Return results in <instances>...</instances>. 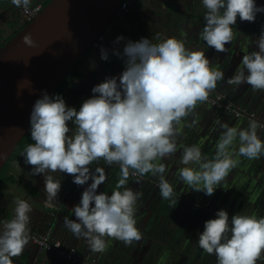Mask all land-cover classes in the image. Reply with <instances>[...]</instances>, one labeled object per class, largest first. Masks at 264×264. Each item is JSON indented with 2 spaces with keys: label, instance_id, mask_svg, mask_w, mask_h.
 Returning a JSON list of instances; mask_svg holds the SVG:
<instances>
[{
  "label": "clouds",
  "instance_id": "9594fccd",
  "mask_svg": "<svg viewBox=\"0 0 264 264\" xmlns=\"http://www.w3.org/2000/svg\"><path fill=\"white\" fill-rule=\"evenodd\" d=\"M11 3L27 8L30 0ZM202 5L206 12L200 37L219 53L228 51L225 45L234 39L232 26L237 17L255 22L257 14L264 12V6L258 7L255 0H202ZM23 39L32 46L30 34ZM123 40L125 37L118 36L114 43ZM253 43L258 51L243 55V68H238L226 83L237 88L246 83L253 91H264V30ZM114 54L123 59L124 70L119 77H108L95 85L93 95L83 101L79 110L67 106L61 95L49 96L46 91L35 101L30 114L33 143L21 153L24 163L32 166V175L44 174L46 207L54 206L52 202L61 190V181L50 173L70 174L77 185L92 180L79 204L71 209L76 219L65 216L63 222L74 237L86 239L94 253L106 250V237L126 247L142 240L134 218L142 193L125 187L130 175L158 176L161 197L170 202V207H176L178 199L163 175L165 166L154 161L176 154V126L195 110L198 102L208 100L218 81L225 80L222 71L210 68L203 51L188 49L175 37L160 43L144 37L136 42L127 40L123 52L116 50ZM101 59L108 60V51L103 47ZM220 126L224 131L213 159L204 157L197 145L183 146L180 154V163L185 167L178 170L179 179L207 196L214 194L240 162L230 151L237 140L235 155L250 160L264 156V141L257 135V129L264 125L253 120L246 129L226 123ZM101 159L109 166L120 167L117 190L111 195L97 194L107 179L104 169L98 167L93 172L89 167ZM31 212L26 200L16 199L13 218L0 226V264H14L13 258L23 254L29 243ZM215 215V219L205 221L197 242L203 252L215 256L216 264H257L264 260V217L237 213L230 218L224 209Z\"/></svg>",
  "mask_w": 264,
  "mask_h": 264
},
{
  "label": "crops",
  "instance_id": "0c3cea01",
  "mask_svg": "<svg viewBox=\"0 0 264 264\" xmlns=\"http://www.w3.org/2000/svg\"><path fill=\"white\" fill-rule=\"evenodd\" d=\"M45 1L30 0V4H41ZM185 2L186 0H130L126 16L113 19L109 37L113 42L118 36L125 37V40L118 43L119 45L126 43L127 40L139 41L142 37L150 39L153 43H160L169 37H175L182 40L186 48L203 51L210 60V68L222 71L225 76V80L218 81L216 89L210 94H221L225 103L242 112L237 118L233 110L217 107V118L226 122L229 127H236L237 129L248 128L249 123L253 120L264 122V91H253L246 83L238 88L226 83L227 79L231 78L238 68H243L241 64L243 55L248 54L249 51H258L253 41L264 28L261 31H253L252 29V31H248L243 28L248 27L249 24H261L264 27V15L259 17L257 14L255 22L241 21L237 17V23L232 26L234 39L230 44L225 45L228 49L227 52L219 53L214 48L208 47L200 37V32L205 23L203 17L206 12L202 0L200 2L193 1V4ZM262 5L264 2L260 6ZM24 21L25 18L19 8L13 5L11 0H0V43L16 33ZM123 70L124 65H120L110 56H108V60H102L101 50L91 47L78 62L74 71L75 74L68 84V90L64 97L67 106L79 110L83 101L93 95L91 89L95 85L103 82L105 78L119 77ZM202 103L198 102L195 110L188 117L182 118L181 123L176 126L179 131L176 154L170 158L154 161V163L162 161L173 164L180 161L183 146H189V138L192 134L191 132L187 133L184 128L186 121H196L195 124H197L203 120L204 108ZM220 131V135H222L224 129ZM257 135L264 141L263 128L257 129ZM219 139L220 136L217 138V142ZM203 145L200 144L199 147L205 157L207 151ZM232 147L230 151L234 153L233 158L240 161L234 168L235 170L238 169V177L244 178V183L246 182L247 185H259L257 190L255 188L251 200L248 199L246 202L249 207L248 210H264V178L261 177L264 171V156L257 159L259 160L257 164L254 163V160L247 163L244 160L247 157L235 155L238 152L239 143L236 144V147ZM214 152L215 150L207 159H213ZM93 164L89 166L91 171L94 172L98 167L102 168L107 177L105 182L98 187L97 194L105 192L111 195L114 190H117L116 184L120 179V173L105 162H102L101 165L95 163L94 167ZM23 167H25L26 172L25 179H18V174H15L14 171L11 174L8 171L0 179V226H2V222L13 218L15 201L20 198L26 200L32 207L30 222L27 225L28 231L44 233L47 226L50 225L53 229L52 237L54 239H59L64 246L75 247L85 258L93 259L95 264H156L157 261L164 263L165 260L167 263L171 260L177 264H216L214 256L199 248L197 240L199 234L204 230V225H202V216L199 215V212L189 213L183 207L182 200H185L188 195L177 192L178 194L174 197L178 199L177 207L157 208V202L162 200L161 195L143 190L146 184L148 186L153 185L154 181L159 179L158 176L154 178L152 173H149L151 176L145 181L130 176L125 186L134 192L142 193L135 205L134 214L136 227L142 233V240L126 247L123 242L106 237V250L102 253H94L89 249L87 240L83 237L79 239L74 237L63 222L65 216L71 220L76 219L71 209L79 204L82 192L92 183V180L89 179L85 185H77L73 183V176L70 174L50 173L55 179L61 181V190L57 199L52 202L54 206L46 207V194L43 190L44 174L32 175L31 165L26 164ZM233 173L237 181V172ZM64 175L69 176L63 178ZM21 186L25 187L26 190H20L19 187ZM230 206V209L235 210L233 214H236L238 208L241 207L238 204L226 205L225 208L228 209ZM209 213L210 217L216 214L214 210ZM13 260L14 264H71L53 253L40 251L31 241H29L23 254L13 258ZM257 264H264V260L257 261Z\"/></svg>",
  "mask_w": 264,
  "mask_h": 264
},
{
  "label": "water",
  "instance_id": "95a60500",
  "mask_svg": "<svg viewBox=\"0 0 264 264\" xmlns=\"http://www.w3.org/2000/svg\"><path fill=\"white\" fill-rule=\"evenodd\" d=\"M121 2L49 0L0 46V171L29 129L35 101L45 91L53 96L104 28L112 24ZM29 34L32 46L24 43ZM224 123L217 118L219 131Z\"/></svg>",
  "mask_w": 264,
  "mask_h": 264
},
{
  "label": "flooded vegetation",
  "instance_id": "af4514ba",
  "mask_svg": "<svg viewBox=\"0 0 264 264\" xmlns=\"http://www.w3.org/2000/svg\"><path fill=\"white\" fill-rule=\"evenodd\" d=\"M179 1H185V0H179ZM193 1L200 2V0H186V2L192 3V4H193ZM263 2H264V0H255L256 5H258V6H260ZM41 5L43 6L44 3H41ZM262 6H264V5H262ZM258 15H259V17H262L264 15V12L258 13ZM259 19H261V18H259ZM246 28H248V27L246 26L243 29L244 30H248ZM248 31H252V30L250 29ZM78 62H77V64H78ZM77 64L75 66H77ZM120 65H122V64H120ZM69 74H68L67 78L63 81L64 83L59 88L56 89V91H55V93L53 95L59 94L63 98L65 97V92L68 90V84L70 83V80H71V78H73V75L75 73L72 74V75H69ZM64 100H65V98H64ZM65 102L67 104L66 100H65ZM221 102L225 103V101H223V100ZM202 105H203V108H204L203 109V113H204L203 114V117H204L203 120L201 122L197 123V124H194L193 127H188V128L185 127V129H186L187 133H189V132L192 133L190 138H189V144L188 145L189 146H191V145L199 146L200 144H204L205 145V150L207 151V155H205V157L206 158H210L211 157V153L214 150H215L214 154L216 153L217 138H219V133H221V131H219L218 127H217V107H220V106H213V105H210V104H208L206 102H203ZM211 108H214V109H211ZM228 110H231V109H228ZM236 117L238 118V116H236ZM186 123L187 124H192V121H190V122L186 121ZM69 125L71 127V122H69ZM197 136H199V137H197ZM25 137H26V140H25L26 146L29 143H33V141L31 140V135H30V127L27 130V132L25 133ZM198 138H199V140H198ZM200 138H202V139H200ZM198 142H199V145H198ZM232 146H233L232 148H234V144ZM22 152L23 151H20L19 156L13 160L15 162L21 160L19 167L16 166V167H13V168H8L7 171H3V172L0 171L1 172L0 173V179H2V176L7 174L8 171L10 172V174H11L12 171H14L15 174H18V179L23 180V179L26 178L25 167H23L26 164L24 163V157L21 156ZM244 160H245V162H247V163L249 162L250 163V159L244 158ZM102 162H104L103 159H101L98 162H94V163H96L98 165H101ZM258 162H259V160H257V159L254 160L255 164H257ZM160 163L164 164L165 162L161 161ZM111 166H112V168L115 171H118L120 173V167H119L118 164H113ZM164 166H165L166 171L164 172L163 175H164L165 179L172 185L175 195L178 194L177 192L186 193L188 195V197H186L185 200H182V205L185 208V210L188 211L189 213L193 212V211H197V212H199V215L202 216V220L207 221L206 218L205 219L203 218L204 217L203 214H207V215L210 216V213H209L210 211L214 210L215 212H217L218 210H221V209L225 210L226 209L225 208L226 205L228 206V205H238L239 204V206L243 205L244 207H241V208L239 207L238 210L236 211V214L238 213V214H241V215H250L247 212L249 210H248V206L246 204V201H248L247 199H245L246 195H235V193L233 192L234 188H236V187H237V190H241L242 187H243L242 184L246 183V182L244 183V178H239L238 177V171H237L238 169H236V170L232 169L230 171L229 175L225 178V180L221 182V183H224V185H223V187H224L223 191L224 192L223 193L221 192V184L218 185V187H217V199H214V198H211L212 196L206 198L205 196L202 195L203 192H197L195 190H192L187 184H185L184 182H182L179 179V173L178 172H177V174H175V173H173L174 172L173 170L172 171L170 170L171 167H169L168 163H165ZM233 172H237V178H238L237 181L235 180L236 176H235V174ZM149 176H150V174L148 173V174H145L142 177L141 176L140 177L131 176V177H134V178L141 179V180L145 181V179H148ZM152 176L154 178L156 177L154 175H152ZM261 177L264 178V171L262 172V176ZM158 183H159V179L154 181L153 185L148 186V184H146L145 187L143 188V190H145L146 192L149 191L150 193H154V194H159L160 195V191H159V188H158ZM246 186L249 187V184L248 185L246 184ZM19 188L22 191L26 190L25 187H23V186H21ZM229 188L231 190H229ZM250 198H252V197H250ZM243 201H244V203H243ZM156 206H157V208H162V207H166V206L170 207V202L168 200H165V199L162 198V200L157 202ZM177 206H178V203H177L176 207ZM230 210L232 212L235 211L233 209H230ZM226 211L228 212L229 217L231 218V216L233 214H230V212L228 210H226ZM215 218H216V215H214L212 217V219H215ZM205 221L204 222L202 221V225H204ZM263 254L264 253H262V255ZM212 256H214V255H212ZM214 260H216L215 256H214Z\"/></svg>",
  "mask_w": 264,
  "mask_h": 264
},
{
  "label": "built area",
  "instance_id": "2783aa9c",
  "mask_svg": "<svg viewBox=\"0 0 264 264\" xmlns=\"http://www.w3.org/2000/svg\"><path fill=\"white\" fill-rule=\"evenodd\" d=\"M129 2L130 0H122L119 8L115 13L114 18L115 17L124 18L126 16ZM41 8L42 5L40 3H35V4H29L27 8L20 7L19 10L23 15V17L25 18V21L28 22L33 16H35L40 11ZM109 33H110V26L105 27L102 33L93 42L92 47H95L99 50H101V47H103L108 51L109 56L114 58L118 63L124 65L123 59L117 57L114 54V51L119 50L122 53L125 43L120 45L114 43L110 39ZM221 101H222V95L219 93H213V94H209V98L205 102L213 106H220L226 109H231L234 111L236 116H239L242 113L241 111L236 110L230 104L222 103ZM258 123L260 125H264L263 121H258ZM135 177H140V176H135ZM52 230H53L52 226L48 225L44 233H36V232L28 231L29 241L34 243L40 251L53 253L71 264H95L93 259L85 258L83 255H81L80 252L77 251L75 247L64 246L59 239H54L52 237Z\"/></svg>",
  "mask_w": 264,
  "mask_h": 264
},
{
  "label": "rangeland",
  "instance_id": "374dc122",
  "mask_svg": "<svg viewBox=\"0 0 264 264\" xmlns=\"http://www.w3.org/2000/svg\"><path fill=\"white\" fill-rule=\"evenodd\" d=\"M262 28H264L263 26H261L260 24H249L248 25V28H246V29H248V30H250V29H252L253 31H261V29ZM19 154H20V149H18V150H14V153H12V156L10 157V159H8V161H6V164L4 165V167L2 168V172L3 171H7V169L8 168H13V167H16V166H18L19 167V165H20V161L21 160H19V161H17V162H15V161H13L15 158H17L18 156H19ZM12 161V162H11ZM169 164V167H171L170 168V170L172 171H174L173 173H175V174H177V172L179 173V169L180 168H182V167H185V165H182L181 163H180V161H177V162H175V163H173V164H171V163H168ZM188 166H191V165H188ZM1 173V172H0ZM5 173V172H4ZM151 176V175H150ZM223 185H224V183H221V192L223 193L224 191H223ZM262 186V185H261ZM259 187V185L257 186L256 184H250L249 185V187L248 186H246V184H244L243 185V187H242V189L241 190H237V187L236 188H234V190H233V192L235 193V195H246V197H245V199H249V200H251V198L250 197H253V195H254V193H255V188H256V190H257V188ZM229 190H231L230 188H229ZM203 196H205L206 198H208V197H210V196H207V195H205L204 194V192H203V194H202ZM222 195V194H221ZM211 198H214V199H217V189L215 190V192H214V194L212 195V197ZM247 202V201H246ZM243 203H244V201H243ZM241 207H244L243 205L241 206ZM240 207V208H241ZM230 208H231V206L229 207V209H225V210H228L229 212H230V214H233V212L230 210ZM249 208V207H248ZM250 215H255L256 217H264V210H259V211H255V210H250L249 209V211H247ZM246 212V213H247ZM233 215H235V214H233ZM203 218L205 219L206 218V220H209V219H212V217H210L209 215H207V214H203ZM203 222L205 221V220H202ZM173 262H175V261H171V260H169V262L167 263L166 262V260H165V262L163 263L162 261H157V263L156 264H172ZM175 264H177V262H175Z\"/></svg>",
  "mask_w": 264,
  "mask_h": 264
},
{
  "label": "trees",
  "instance_id": "16d2710c",
  "mask_svg": "<svg viewBox=\"0 0 264 264\" xmlns=\"http://www.w3.org/2000/svg\"><path fill=\"white\" fill-rule=\"evenodd\" d=\"M48 1H49V0H46V1L44 2V5H45ZM34 4H35V3H34ZM26 23H27V21H24L22 26H24ZM22 26H21V27H22ZM21 27H20V28H21ZM8 39H9V38H8ZM8 39H7V40H8ZM7 40H4L2 43H0V46L3 45ZM87 52H88V51H87ZM87 52H86V53H87ZM86 53H84L83 56H84ZM83 56H82V57H83ZM82 57H81V58H82ZM75 68H76V66L73 67V69L70 71V74H69V75L74 74V70H75ZM63 83H64V82H62L57 88H59ZM25 140H26V137H25V135H24L23 138L21 139V141L17 144V146H16V150L20 149V151H24V149L26 148ZM9 159H10V158H9Z\"/></svg>",
  "mask_w": 264,
  "mask_h": 264
}]
</instances>
